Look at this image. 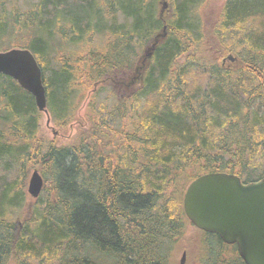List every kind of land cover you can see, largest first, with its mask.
Returning <instances> with one entry per match:
<instances>
[{
    "label": "trees",
    "instance_id": "trees-1",
    "mask_svg": "<svg viewBox=\"0 0 264 264\" xmlns=\"http://www.w3.org/2000/svg\"><path fill=\"white\" fill-rule=\"evenodd\" d=\"M165 1L159 15L160 0H0V51L33 52L55 125L100 84L87 128L59 145L42 136L33 96L0 73V264H168L191 180L264 177V0H222L211 38V0ZM135 73L133 91L114 86ZM34 166L44 186L26 205ZM203 232L194 262L245 264L236 244Z\"/></svg>",
    "mask_w": 264,
    "mask_h": 264
},
{
    "label": "water",
    "instance_id": "water-1",
    "mask_svg": "<svg viewBox=\"0 0 264 264\" xmlns=\"http://www.w3.org/2000/svg\"><path fill=\"white\" fill-rule=\"evenodd\" d=\"M167 2L160 0V13ZM163 29V35H164ZM157 37L147 47L149 59ZM227 58L233 59L231 55ZM0 73L13 78L34 98L36 108L47 113L46 90L42 70L35 55L27 48L12 47L0 51ZM44 179L37 169L30 174L27 193L37 198ZM182 206L189 221L198 229L217 234L224 243L236 244L245 264H264V177L243 182L235 174L213 171L191 180L184 191ZM185 252H182L180 263Z\"/></svg>",
    "mask_w": 264,
    "mask_h": 264
},
{
    "label": "rangeland",
    "instance_id": "rangeland-1",
    "mask_svg": "<svg viewBox=\"0 0 264 264\" xmlns=\"http://www.w3.org/2000/svg\"><path fill=\"white\" fill-rule=\"evenodd\" d=\"M165 1V0H164ZM222 0H211L207 8L205 9L204 15L207 19V27H206V33L209 31L213 21H215L216 18V9L219 8V5ZM168 4L166 5L163 12H167L168 10ZM161 34V33H160ZM160 34H158V37H160ZM208 36L211 38V32H208ZM159 41V39H158ZM216 44V43H215ZM150 45V44H149ZM148 45V46H149ZM213 47V46H212ZM215 48V47H213ZM147 50V47L142 51L140 58L138 59V67H144L148 63V59L146 60L144 55ZM228 55H231L233 57L232 60L227 58ZM235 52L226 51L225 54L221 57V63L230 67L234 66L235 59H236ZM138 71V69H137ZM137 73V72H136ZM133 77H128L123 79V81H117L114 82V86H117L121 91H128L131 92L134 89H136L140 84V78L139 75L136 74ZM100 84L94 85L87 89L85 98L80 102L79 107L76 111V116L73 121L67 124L66 127H60L54 124L52 121V118L49 117V120L47 121V116L42 112V118L40 121V130L42 133V136H44L47 140H55V142L59 145H65L73 139V137L80 132L83 128H87L85 126H88V124L83 125L85 120V114H86V105L90 99V96L92 95V92L96 91L98 89ZM107 87V86H106ZM105 90H101L99 95H104ZM33 169H38L37 166L29 167L27 170L26 177L24 179V190L26 191L28 180L30 177L31 172ZM40 172V171H39ZM42 175V174H41ZM43 177V176H42ZM44 179V178H43ZM44 186V185H43ZM27 197L26 205H31L33 200L36 198H32L26 191ZM26 206L24 205L22 208H20V215H24L26 213L25 210ZM20 227V223L18 221V228ZM183 240L176 244V250L172 251L169 256L168 264H197L194 262V256L196 255L197 251H201V242H199L200 238L206 235L201 229H198L197 227L193 226L192 223L185 221L184 223V232H183ZM212 240L216 243L217 241L215 238H212ZM192 241V242H191ZM200 243V244H199ZM178 245V246H177ZM185 246V247H184ZM185 252V257L182 263H180L182 252ZM102 260L105 264H111L110 258L107 256H103Z\"/></svg>",
    "mask_w": 264,
    "mask_h": 264
},
{
    "label": "bare ground",
    "instance_id": "bare-ground-1",
    "mask_svg": "<svg viewBox=\"0 0 264 264\" xmlns=\"http://www.w3.org/2000/svg\"><path fill=\"white\" fill-rule=\"evenodd\" d=\"M161 33V34H160ZM160 33H158V34H160V37H161V35H162V32H160ZM156 37H157V39H158V35H156ZM20 48H25V47H20ZM28 49V48H27ZM30 50V49H29ZM31 51V50H30ZM33 53V52H32ZM41 67V66H40ZM42 70V69H41ZM8 76V75H7ZM13 79V78H12ZM42 79H43V74H42ZM16 81V80H15ZM17 82V81H16ZM18 83V82H17ZM44 84V83H43ZM25 90V89H24ZM28 92V91H27ZM47 107V106H46ZM47 113H48V110H47ZM45 114V113H44ZM47 116V115H46ZM48 116H49V113H48ZM198 177V176H197ZM196 178V177H195ZM186 189V188H185ZM184 194V193H183ZM182 199H183V197H182ZM182 208H183V206H182ZM184 211V210H183ZM185 214V213H184ZM186 216V215H185ZM186 218H187V216H186ZM187 220L189 221V219L187 218ZM190 222V221H189Z\"/></svg>",
    "mask_w": 264,
    "mask_h": 264
}]
</instances>
